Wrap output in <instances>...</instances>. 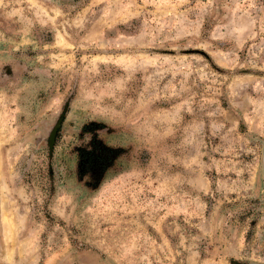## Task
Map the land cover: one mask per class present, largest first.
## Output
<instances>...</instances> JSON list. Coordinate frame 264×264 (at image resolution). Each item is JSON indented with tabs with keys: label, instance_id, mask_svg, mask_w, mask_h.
Returning <instances> with one entry per match:
<instances>
[{
	"label": "rangeland",
	"instance_id": "rangeland-1",
	"mask_svg": "<svg viewBox=\"0 0 264 264\" xmlns=\"http://www.w3.org/2000/svg\"><path fill=\"white\" fill-rule=\"evenodd\" d=\"M0 264H264V0H0Z\"/></svg>",
	"mask_w": 264,
	"mask_h": 264
},
{
	"label": "trees",
	"instance_id": "trees-1",
	"mask_svg": "<svg viewBox=\"0 0 264 264\" xmlns=\"http://www.w3.org/2000/svg\"><path fill=\"white\" fill-rule=\"evenodd\" d=\"M98 123L86 122L80 126V133L89 134V144L77 147L75 150L76 175L80 178L84 174H92L95 171H104L111 163L112 151L102 143L94 129L98 128ZM46 176H51V171L47 170Z\"/></svg>",
	"mask_w": 264,
	"mask_h": 264
},
{
	"label": "water",
	"instance_id": "water-1",
	"mask_svg": "<svg viewBox=\"0 0 264 264\" xmlns=\"http://www.w3.org/2000/svg\"><path fill=\"white\" fill-rule=\"evenodd\" d=\"M55 129H53V131L51 132L50 136H49V145H51L52 141H53V137H54V133H55Z\"/></svg>",
	"mask_w": 264,
	"mask_h": 264
}]
</instances>
